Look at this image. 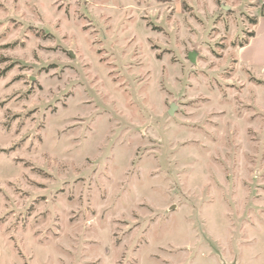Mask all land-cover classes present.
<instances>
[{
  "label": "rangeland",
  "instance_id": "1",
  "mask_svg": "<svg viewBox=\"0 0 264 264\" xmlns=\"http://www.w3.org/2000/svg\"><path fill=\"white\" fill-rule=\"evenodd\" d=\"M263 0H0V264H264Z\"/></svg>",
  "mask_w": 264,
  "mask_h": 264
},
{
  "label": "crops",
  "instance_id": "2",
  "mask_svg": "<svg viewBox=\"0 0 264 264\" xmlns=\"http://www.w3.org/2000/svg\"><path fill=\"white\" fill-rule=\"evenodd\" d=\"M234 55L240 67L253 74L264 75V13L256 19L249 38L235 50Z\"/></svg>",
  "mask_w": 264,
  "mask_h": 264
},
{
  "label": "built area",
  "instance_id": "3",
  "mask_svg": "<svg viewBox=\"0 0 264 264\" xmlns=\"http://www.w3.org/2000/svg\"><path fill=\"white\" fill-rule=\"evenodd\" d=\"M262 10H263V13H264V0L262 1Z\"/></svg>",
  "mask_w": 264,
  "mask_h": 264
}]
</instances>
